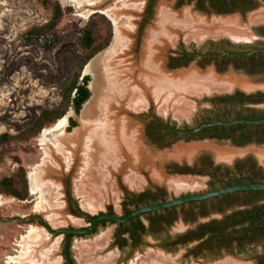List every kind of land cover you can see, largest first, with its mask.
I'll return each instance as SVG.
<instances>
[{
	"label": "water",
	"instance_id": "obj_1",
	"mask_svg": "<svg viewBox=\"0 0 264 264\" xmlns=\"http://www.w3.org/2000/svg\"><path fill=\"white\" fill-rule=\"evenodd\" d=\"M184 1L68 0L76 16H107L114 38L84 70L83 78L90 80V98L76 116L77 129L42 150L28 175L33 217L30 222L21 217L12 220L30 226L10 264H72V260L73 264H256L243 256H225L213 262L196 259L190 250L198 242L169 254L146 234L140 235L137 245L128 241L120 247L115 242L117 226L103 225L105 221L132 224L144 215L194 202L264 192V183L208 192V178L169 172L172 165L193 168L203 154L209 155L215 166L223 167L252 157L264 171V144L237 147L230 140H189L212 128L261 126L264 119L207 122L180 129L192 126L199 111L210 108L212 98L237 91L264 93V79L236 70L232 64L221 71L215 61L201 62L194 56L179 62L183 54L207 42L229 40L249 46L264 40L260 35L264 4L242 17L203 12L196 0ZM257 54H264V49L217 56L249 58ZM257 109L264 110V106ZM72 115L74 112H69ZM153 120L183 138H172L168 147L153 144L145 131ZM152 187L165 188L170 200L124 217L125 198ZM109 209L115 214L108 213ZM220 219L221 214L212 213L200 217L198 223ZM143 224L149 227L148 221ZM193 226L179 218L166 231L177 235Z\"/></svg>",
	"mask_w": 264,
	"mask_h": 264
},
{
	"label": "trees",
	"instance_id": "obj_2",
	"mask_svg": "<svg viewBox=\"0 0 264 264\" xmlns=\"http://www.w3.org/2000/svg\"><path fill=\"white\" fill-rule=\"evenodd\" d=\"M44 9L51 13L50 20L42 25L31 28L22 36L27 45L37 46L45 52H50L68 41H76L84 52V57L78 67L64 83L60 103L55 109L44 110L33 125L18 135L5 133L0 135V164L7 156L12 157L18 170L9 177L0 180V198H11L21 202L30 200L28 172L20 157L12 154L18 147H27L41 134L58 124L69 112L79 115L83 105L89 100V78H83V73L89 62L97 55L108 49L114 38V28L111 20L101 14H96L88 21L83 34L75 36L61 31L65 14L59 1L36 0ZM183 4L184 0H179ZM198 8L203 12H210L222 16L247 14L264 4V0H196ZM260 35L264 37V28ZM264 49V40L253 45H235L229 40L207 42L203 46L183 54L179 62H185L189 56L197 57L201 62L213 60L219 70L224 71L227 65L233 64L236 70L243 71L264 79V54L252 57L217 55L228 52H251ZM210 57L203 58V56ZM218 70V69H217ZM218 70V71H219ZM210 108L200 110L193 120L192 126H185L183 130L197 128L207 122L235 121L239 119H264V110L257 109L264 106V93L246 95L235 92L209 100ZM74 125V120H70ZM171 125L170 123H167ZM175 127V126H174ZM147 138L159 147H168L175 136L170 130L164 129L157 120L151 121L146 129ZM190 141L202 140H230L237 147H247L253 144H264V125L252 127L239 125L232 128L207 129ZM172 175H192L209 179V191L222 189L224 186L264 183V171L252 157L236 162L232 167L215 166L211 157L203 154L193 168H181L177 165L169 167ZM170 200L165 188L152 187L139 195H129L123 203V216L131 215L137 209ZM243 209L232 210L234 206ZM226 209H231L229 213ZM108 213L115 214L112 209ZM212 213L222 215L220 220L209 223H198L200 217H207ZM179 218L194 225L182 234L171 235L166 231ZM143 220L149 222L147 228ZM117 226L115 242L120 247L128 241L137 245L140 235L146 234L158 242L159 248L169 254L177 253L181 248L198 242L191 253L196 259L213 262L225 256L246 257L256 264H264V192H241L223 196L210 201L194 202L181 207L144 215L132 224H117L105 221L103 225ZM129 235V239L124 237ZM73 236H71L72 238ZM261 249V251H259Z\"/></svg>",
	"mask_w": 264,
	"mask_h": 264
},
{
	"label": "rangeland",
	"instance_id": "obj_3",
	"mask_svg": "<svg viewBox=\"0 0 264 264\" xmlns=\"http://www.w3.org/2000/svg\"><path fill=\"white\" fill-rule=\"evenodd\" d=\"M54 1H59L64 10V33L81 36L90 18L98 14L76 16L70 11L68 0ZM50 18L51 13L36 0H0V135H18L30 128L44 110L57 108L64 83L84 57L76 41H68L50 52L22 41L27 31L46 24ZM76 116L80 114L64 118L67 134L77 129ZM57 127L56 124L27 147L12 152L21 158L28 175L44 150L45 136ZM18 168L7 156L0 164V180L12 176ZM33 209L31 195L26 202L0 198V264L11 263L30 226L12 220L21 217L30 222Z\"/></svg>",
	"mask_w": 264,
	"mask_h": 264
},
{
	"label": "bare ground",
	"instance_id": "obj_4",
	"mask_svg": "<svg viewBox=\"0 0 264 264\" xmlns=\"http://www.w3.org/2000/svg\"><path fill=\"white\" fill-rule=\"evenodd\" d=\"M87 71H88V74H91V65L87 68ZM91 88H92V92H93V82H92ZM91 100H90V102H91ZM90 102L86 105L85 109L83 110V113H82L81 117L79 118L80 122H81V120H82V118H83V116H84V114H85ZM66 124H67V122H66L65 119L59 121V123L57 124V126H58L57 129L55 131H53V132H50L48 135L45 136V139H44L45 141H44V144H43L44 145V149L47 146H49L51 143H53L54 141L58 140L59 138L68 135L67 132H66Z\"/></svg>",
	"mask_w": 264,
	"mask_h": 264
},
{
	"label": "flooded vegetation",
	"instance_id": "obj_5",
	"mask_svg": "<svg viewBox=\"0 0 264 264\" xmlns=\"http://www.w3.org/2000/svg\"><path fill=\"white\" fill-rule=\"evenodd\" d=\"M233 65V64H232ZM216 67V66H215ZM233 67H234V65H233ZM235 68V67H234ZM146 129H147V127H146ZM146 129H145V131H146ZM72 201H70L69 202V204L71 203ZM65 260V259H64ZM66 264H67V262H66ZM72 264H73V260H72Z\"/></svg>",
	"mask_w": 264,
	"mask_h": 264
}]
</instances>
